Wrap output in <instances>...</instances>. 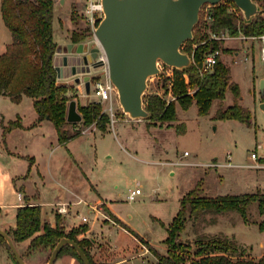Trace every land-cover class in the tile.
Masks as SVG:
<instances>
[{
  "label": "rangeland",
  "instance_id": "obj_1",
  "mask_svg": "<svg viewBox=\"0 0 264 264\" xmlns=\"http://www.w3.org/2000/svg\"><path fill=\"white\" fill-rule=\"evenodd\" d=\"M257 1L264 7V0ZM84 4V0H56L53 15V38L60 45L55 57V67H59L57 80L65 81L66 96L76 101V107L95 102L93 82L104 78L100 70L102 64L96 62L88 74L89 90L86 91L83 81L86 74L80 70L75 48L80 42L85 48L100 45L83 18ZM205 5L200 9L199 19L206 11ZM74 33L85 37L74 42ZM209 35V30L193 28V38L182 44V50L188 52L196 46V41H204ZM230 37L220 40L219 58L230 68L232 80L239 86V102L251 111L252 125L237 119L215 117L218 107L232 103L233 95L229 90L223 101L212 103L206 115H198L195 104L186 110L177 105L178 121H173L170 126L166 122L152 124L148 119L131 120L113 98L114 120L107 122L106 129L101 131L92 122L82 127V135L73 142L76 156L94 186L100 190L102 200H94V194L91 199V203L101 207L100 211L79 204L68 206L70 213L75 223L81 221L82 215L86 216L84 226H91L97 241L109 245L118 257L125 258L123 264H158L150 250L151 253L143 252L145 247L140 242L165 253V226L175 216L180 198L195 187L205 197L264 194V168L253 165L264 162V113L258 106L260 79H264V60L260 57L262 42L259 36L241 32ZM69 43H73L70 52L67 50ZM66 66H74L75 72L67 75ZM183 76L188 83V75ZM69 79L71 82L68 83ZM163 84L168 93L167 85ZM149 89L154 90L155 86L151 85ZM149 89L145 94H149ZM188 90L193 93L194 88ZM171 93L174 95L173 91ZM100 105L103 108L106 103ZM179 123H184V133L177 131ZM68 128L74 130L73 126ZM252 153L257 158H253ZM67 160L71 162V158ZM136 187L141 193L132 200L128 199V193ZM258 204L253 200L247 205L246 221L236 211L191 218L180 239L193 243L201 234L226 235L244 246L251 256L259 258L264 254V212H259ZM104 215L120 224L112 223ZM260 223L263 229H260ZM104 243H101V249L105 250L108 247L105 248ZM50 252L48 249L30 251L28 246L22 249L29 264L47 262ZM10 261L14 264L11 258Z\"/></svg>",
  "mask_w": 264,
  "mask_h": 264
},
{
  "label": "trees",
  "instance_id": "obj_2",
  "mask_svg": "<svg viewBox=\"0 0 264 264\" xmlns=\"http://www.w3.org/2000/svg\"><path fill=\"white\" fill-rule=\"evenodd\" d=\"M230 7H234L239 13V9L231 0H221L217 5L211 6L208 13L211 18L208 24L210 32H226L229 36L239 32L250 36L264 33V7L260 14L248 22L244 21L241 14L230 10ZM0 8L3 22L12 35L11 43L0 55V93L9 96L15 102H18L22 95L31 97L38 119L47 118L53 122L61 144L81 135L82 127L92 122L104 131L109 116L96 102L76 107L81 115L79 122L72 123L66 120L70 98L66 96V85L58 83L54 65V55L57 51V42L53 38L54 0H1ZM202 24L203 20L200 18L194 29L199 27L201 30ZM84 37V34L74 33L72 39L74 42H80ZM219 43L220 40L208 37L204 41H196V46L188 50L193 58L191 66L183 70L173 69L174 99L166 102L154 93L143 96L144 107L150 113L148 118L150 123L163 125L166 122L167 126L172 125V122L177 120V105L186 110L194 103L198 115H206L214 100L222 101L229 90L233 95L232 103L226 107H218L215 117L237 119L248 126L252 125V113L240 104L239 86L232 81L230 68L219 56L211 71H201L204 55L218 49ZM184 74L188 75V83L185 82ZM189 88H194L193 93L188 90ZM262 99L264 100V95ZM69 125L74 127L73 131L69 130ZM176 127L179 133H184V123H179ZM253 200L258 201L259 212L263 213L264 194L205 197L201 195V190L195 187L180 199V208L171 222L165 226L166 237L163 242L166 245V252L159 253L149 246L147 248L156 257L158 264H264V254L254 258L244 246L230 236L201 234L193 243L180 239L186 222L200 215L236 211L246 221L247 205ZM116 222L120 224L118 220ZM259 227L263 229L262 223ZM86 229L81 225L66 230L61 225L59 216H56L55 224L52 225L41 219L38 205H24L17 209L15 227L6 232L14 242L29 239L30 251L40 249L52 251L61 238H70L85 252L90 264H97L93 262L88 250L91 242L87 238H78ZM0 242L6 246L13 263L18 264L2 236ZM64 252L71 253L83 264L72 246L64 245L58 256Z\"/></svg>",
  "mask_w": 264,
  "mask_h": 264
},
{
  "label": "crops",
  "instance_id": "obj_3",
  "mask_svg": "<svg viewBox=\"0 0 264 264\" xmlns=\"http://www.w3.org/2000/svg\"><path fill=\"white\" fill-rule=\"evenodd\" d=\"M55 2L56 0H54V4ZM228 38L232 37L229 36L226 39ZM11 41L12 35L3 22L0 8V55L6 50ZM59 48L60 45L57 43L54 65ZM65 68L67 69V75H70L69 66ZM58 81L65 82L64 80ZM69 82H71V79L68 80ZM262 97L263 94L261 93L258 104L263 100ZM261 112L264 113L262 110ZM176 121H178V118ZM76 138L78 136L65 144L59 143L58 133L53 122L47 118L38 119L31 97L22 95L21 99L15 102L9 96L0 93L1 230L8 231L15 227L17 209L24 205H38L41 211V219L47 220L52 225L55 224L56 216H59L61 225L66 230L77 227V225H84L83 222L87 220L86 218L83 221L82 217L86 216L82 215L81 221L75 223L68 206L81 204L86 205L92 211H100L101 207L91 203V199L94 198V194V200L99 198L102 200L101 192L94 186L90 176L82 167L80 159L76 156L73 146ZM68 158H71V162H68ZM253 165L257 168H264V162H255ZM89 199L90 201H88ZM61 203L66 205V213L57 212L58 204ZM179 208L180 203L177 205L176 210L178 211ZM104 216L105 219L111 220L109 216ZM111 222L118 225L112 220ZM86 226V231L79 234L78 238H87L91 242L88 250L93 262L97 264H123L125 258L118 257L109 245L97 241L91 226L88 224ZM120 227L131 233L125 227ZM101 243H104L105 248L106 246L108 248L101 249L103 247ZM14 244L23 257L22 249L29 245V239L14 242ZM142 245L145 247L143 252L151 253L143 243ZM110 252L111 254H109ZM108 254L110 256H106ZM154 258L156 259L155 256ZM23 259L26 264H29L26 257H23ZM110 259L114 261L108 262ZM10 263L6 246L0 242V264ZM53 264L81 263L71 253L64 252L56 258Z\"/></svg>",
  "mask_w": 264,
  "mask_h": 264
},
{
  "label": "water",
  "instance_id": "obj_4",
  "mask_svg": "<svg viewBox=\"0 0 264 264\" xmlns=\"http://www.w3.org/2000/svg\"><path fill=\"white\" fill-rule=\"evenodd\" d=\"M220 1L101 0L104 16L97 23L94 35L106 56L109 79L116 88L119 106L129 119L150 117V113L144 107L143 96L148 78L160 73L158 61L179 70L191 66L192 57L182 50V44L193 38V28L199 20L202 5H217ZM231 1L240 10L245 22L262 12L257 0ZM72 46L73 43L68 44V52ZM98 51V46H92L85 54L83 43L77 44L75 52L83 55L80 69L82 73H90L91 67L97 62L95 59ZM64 64H67L66 57ZM69 68L71 75L75 72L74 66ZM83 81L88 92V74L83 77ZM259 88L263 94L264 79L260 80ZM258 106L264 112V100ZM66 120L72 123L81 120L74 99L68 103ZM0 236L6 240L18 264H26L9 234L0 229ZM66 244L76 250L83 264H90L80 246L66 237L57 242L46 264H53L61 248Z\"/></svg>",
  "mask_w": 264,
  "mask_h": 264
},
{
  "label": "built area",
  "instance_id": "obj_5",
  "mask_svg": "<svg viewBox=\"0 0 264 264\" xmlns=\"http://www.w3.org/2000/svg\"><path fill=\"white\" fill-rule=\"evenodd\" d=\"M85 4L83 6V18L85 22L90 26L91 30L94 33L95 27L97 23L103 18L104 13H103V7L101 0H84ZM206 11L203 13L202 20L203 24L201 26V30H209L208 24L211 21L209 10L211 8V4H206ZM230 10L237 12V10L233 7L230 8ZM237 14H241V12H237ZM209 38L215 39V40H224L229 35L226 32H221V33H215V32H210L209 31ZM259 38L261 39L262 42V47H261V52H260V57L262 60H264V33L259 35ZM99 51L96 57V61L101 63L102 66L100 68L101 73L103 74L104 78H98L95 79L93 82V88H92V95L96 99L95 102L98 104H103L106 103L105 106H103L102 111L105 112L109 116V120H114V112H113V98L116 100L118 106V100H117V91L115 86L112 84V82L109 79L108 75V65H107V60L106 56L104 54V51L100 46ZM220 50L215 49L213 51L208 52L207 54L204 55V59L202 61V66H201V71L202 72H208L211 71L213 66L216 63L217 57L220 55ZM192 57V55H191ZM193 62V58H192ZM158 67L160 70V73L157 75H153L148 78V85L147 89L151 87V85L155 86L154 90L149 89V93H154L157 94L159 97L164 99L166 102H169L170 100L174 99V95L171 93L172 92V84H173V78H174V72L173 69L174 67L166 65L162 61H158ZM185 75V74H184ZM167 85L168 88V93L165 92V87L164 84ZM120 108V106H119ZM121 109V108H120ZM188 152L184 151V154L186 155ZM253 158L256 157L254 153L251 154ZM227 158H230V155H227ZM229 164V163H228ZM141 193V190L139 187H136L128 193V199L132 200L134 197L138 194ZM59 206L57 207V212L58 213H66L67 208L64 203L58 204ZM82 220L85 221L86 217H82Z\"/></svg>",
  "mask_w": 264,
  "mask_h": 264
},
{
  "label": "flooded vegetation",
  "instance_id": "obj_6",
  "mask_svg": "<svg viewBox=\"0 0 264 264\" xmlns=\"http://www.w3.org/2000/svg\"><path fill=\"white\" fill-rule=\"evenodd\" d=\"M84 45V44H83ZM94 46H97V45H94ZM92 47V46H91ZM91 47H88V48H85V46H84V50L86 51L85 52V54H87L88 52H89V50H90V48ZM76 48H77V46H76ZM76 48H75V50H76ZM82 57H83V55L82 54H78V61H79V63H80V69H81V66H82ZM63 58V57H62ZM69 71H70V68H69ZM91 72V71H90ZM85 74H89V73H85Z\"/></svg>",
  "mask_w": 264,
  "mask_h": 264
}]
</instances>
